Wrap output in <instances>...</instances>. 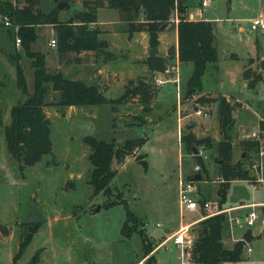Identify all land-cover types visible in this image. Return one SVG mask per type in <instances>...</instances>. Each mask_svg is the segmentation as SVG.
<instances>
[{"label": "rangeland", "instance_id": "rangeland-1", "mask_svg": "<svg viewBox=\"0 0 264 264\" xmlns=\"http://www.w3.org/2000/svg\"><path fill=\"white\" fill-rule=\"evenodd\" d=\"M83 1L38 0L36 7L39 5L38 8L45 13L56 8L59 21L66 22L75 13L83 10ZM185 1L189 3V0ZM61 2V8L58 9L57 5ZM24 4L25 0H19V6ZM259 16L264 17V0H229V2L211 0L210 6L204 11V18L213 21L218 60L207 65L202 77V86L205 91L219 90L237 97L242 102H248L250 108L244 109L243 103L229 99L233 106L234 121L237 120V126L242 124L246 131L242 134H250L258 121L255 112L264 110V73L263 79L254 88L245 86L241 78L246 63L251 70L257 72L259 67L264 66V59L259 62V57L256 58L257 54L264 57V31L250 29V20ZM115 20L117 15L114 10H100L96 19L97 22L108 23ZM101 24L100 28L106 27L105 23ZM110 25L123 28L119 23ZM165 26L164 29L167 28ZM167 30L170 32L171 26ZM35 31L37 37L32 49L46 54V66L49 72L60 71L67 78L80 79L92 84L86 80H92V73L97 69L91 65L88 54L70 52L59 58L57 44L52 48L47 46L50 37L54 36L56 39L51 27L39 25ZM15 49L22 51L20 45L15 44ZM250 57L255 58L247 62ZM20 62L28 90L31 91L33 68L28 63L31 60L23 57ZM178 68L181 94L184 95L185 87L187 88L186 81L193 65L191 62H181ZM112 69L118 72V75L114 76L118 80L119 75L134 70V64L123 58L115 63ZM260 72H263V69ZM158 76L164 78L161 72ZM134 79H140L139 81L155 88L147 74L140 73ZM0 82L2 83L0 117L3 122L2 126L0 125V224L8 228V234L0 231V264H32L34 256L36 258L33 264H141V262L180 264L178 259L180 250L170 239H167L163 229L170 228L171 224L180 221L189 222L197 218L198 214L206 215L213 210H220L225 215V223L228 224L223 225L222 234L228 246L238 231L245 232L235 240L243 239L247 232L253 236L252 231L245 228V216L250 209L246 207L231 210L229 207L264 202V182L251 188L252 182L258 184L259 179L264 178L262 170L264 134L262 133V137L258 138L261 152L252 164L253 178L250 181H232L225 200L221 201L222 197L220 198L218 194L222 181L218 173L221 160L218 158L217 150L213 149L214 135L220 136L216 130L219 131L218 100L221 95L200 94L202 89L188 95L189 101L185 102L181 115L189 114L196 106H203L210 111V117L200 120L187 116L180 120V137L190 131L194 138L198 139L191 144L192 149H187L183 143H178V118L176 113H171L173 111L169 109L176 98L175 85L171 81L164 82L157 91V97L161 102L156 99L157 89H154L155 92L150 98L152 108L146 114L142 113L143 104L139 96L129 97L122 105L109 104L111 107L85 105L60 108L55 105L58 94L50 89L44 99L47 102L44 112L50 120L52 150L35 165L20 172L17 170L16 162L7 152L3 126L10 121V107L17 101L24 100L25 95L17 89L14 66L2 49H0ZM104 84L110 86L112 83L105 81ZM123 91V84L117 82L105 95L116 99ZM169 110L170 113L167 114ZM139 115H143L145 121L140 125L137 124L140 123L137 119ZM160 115L163 116L162 119H158ZM237 129L234 123L233 139L234 134L238 132ZM131 134L146 137V140L122 163L116 161L112 163L116 175L111 182L110 193L93 196L92 188L87 183L91 169L88 161L90 150L83 142V138L86 135L98 138L115 135L117 143L120 144ZM203 139L206 141L201 143ZM239 150L236 148L235 160L240 159ZM197 154L201 156L202 164L197 163L194 157ZM141 155L145 156L146 166L140 163ZM196 166H198L197 170H195ZM197 175L200 176L199 180L195 179ZM181 179L193 180L196 183L198 193L194 196L208 200L212 206L211 210L201 213L180 211L178 183ZM33 199L37 201V210L45 220L35 223L38 226L31 241L20 258L13 261V256L26 232L21 226V221L28 213ZM113 200L116 202L125 200L136 218V222L128 221V226L125 228L130 235L121 233L126 218L124 204L117 202L113 206H107V203ZM263 204L254 207L258 213L254 225L262 223ZM228 225L235 226V232L234 227ZM196 226L197 223L188 227L187 231L193 239L196 235ZM139 230L144 231L148 240L152 239V250L146 256L142 255ZM164 240H166L165 244L161 243ZM248 247L251 248L250 252L247 251ZM263 262L262 234L260 238H255L244 245L241 260L221 264H262Z\"/></svg>", "mask_w": 264, "mask_h": 264}, {"label": "trees", "instance_id": "trees-1", "mask_svg": "<svg viewBox=\"0 0 264 264\" xmlns=\"http://www.w3.org/2000/svg\"><path fill=\"white\" fill-rule=\"evenodd\" d=\"M55 1L58 2L59 0ZM226 1L229 2V0ZM37 4L38 0H25L23 6H19V0H0V49L3 50L7 59L14 66L16 87L25 95L24 100L17 101L10 107V121L3 126L7 152L16 162L17 170L20 172L35 165L52 150L50 120L44 112V106L47 105L44 99L50 89L58 94L55 105L60 108L121 104L129 97L139 96L143 104L142 113L146 114L151 111L150 98H152L156 88L139 81L140 79H126L123 85V93L118 98L111 100L104 96L98 85L87 84L80 79L67 78L60 72H49L45 65L44 54L31 49V44L37 37L36 27L39 25H51L53 27L60 58L69 52L76 54L92 52L95 56L102 55L104 60H109L113 59L114 55L107 49V42L99 39L100 30L97 27H92L91 23L96 21L98 8H116L119 11L120 19L127 24L128 33L146 32L149 48L156 54L160 27L168 22L174 9V0H84L83 10L75 13L66 22H62L58 19L56 8L45 13L38 8L39 5L36 7ZM190 7L191 5L185 0L177 1V8L180 13V19L176 24L178 60L191 62L193 65L187 80V90H190L191 93L186 91L185 97L202 89V77L207 64L215 63L218 60V52L214 44L213 22L205 19H186V13ZM4 17L8 18L9 25L4 24ZM16 38L20 39L22 51L15 49ZM170 51L172 52L171 47L169 48ZM23 57L31 60L30 65L33 68L31 91L28 90L24 69L20 62ZM167 60L168 58L155 55L147 57L145 63L150 71L161 72L167 64ZM262 69L264 70V66ZM243 78L247 81L248 87L254 88L262 80V74L247 67L243 71ZM218 108L220 139L217 152L218 158L221 160L218 173L222 179L218 194L223 201L230 181L234 179L250 181L253 178L250 175V170H252L254 160L258 158L261 144L258 139L244 140L241 143L243 154L240 155L239 160H234L232 152V130L235 123L232 116L233 106L227 98L221 96L218 100ZM169 113L167 112V114ZM142 116L139 115L137 118L140 120L138 125L145 122ZM162 118V115L158 117V119ZM2 124L0 117V125L2 126ZM145 140L146 137L133 136L132 134L120 144L117 143L115 135H110L107 138L86 135L83 138V142L90 150L88 161L91 169L87 183L92 188L93 196L100 193H110V185L116 175L112 163L114 161L122 163ZM197 140L190 131L180 137V143H183L187 149H192L191 144ZM204 141L206 140L203 139L200 142L203 143ZM141 157L140 163L146 166L145 156L141 155ZM194 157L197 163L202 164V158L199 154L194 155ZM117 202L123 203L126 209V218L121 227V233L130 235L129 232L125 231V228L128 226V221L136 222V218L125 200ZM117 202L113 200L107 203V206H113ZM225 221V215L219 213L208 216L197 223L196 235L191 249L194 264H221L241 260L244 245L250 241L252 236L247 232L242 240L235 241L231 248H225L222 242V230ZM21 226L25 228L26 232L13 256V261L20 258L36 232L38 224L22 223ZM0 231L8 234V228L2 224H0ZM138 233L142 245V255L146 256L152 250V239L148 240L143 230H139ZM34 258L36 257L32 258V264L35 261ZM149 258L152 259L151 256Z\"/></svg>", "mask_w": 264, "mask_h": 264}, {"label": "crops", "instance_id": "crops-1", "mask_svg": "<svg viewBox=\"0 0 264 264\" xmlns=\"http://www.w3.org/2000/svg\"><path fill=\"white\" fill-rule=\"evenodd\" d=\"M198 2H199V0H189V3L188 2L187 3L189 5H191V7L188 10H193L196 7V5H198ZM100 10H114V11H116L117 20H115V21H113L111 23H108V22H97V21L91 23L92 27H97L100 30V33H99L98 37H99V39L104 40V41L107 42V45H108L107 49L112 54H114V58L113 59H109V60H104L102 55L101 56H95V54H93L92 52H83V53L88 54V56H90L89 60L91 61V65H94L96 67V69H97V71H94L92 73V75H93L92 76L93 77L92 80L91 79H87L86 81H88L89 83H92L91 85H93V84L94 85H98L100 87V89L103 91L104 96L106 98H108V99H112V98L107 97L105 95V93L115 83L120 82L121 84L124 85L126 79H134L135 76L139 75L140 73L147 74V75H149L150 79H152L154 76H158L159 72L158 71H153V72L150 71L148 69L147 64L145 63V59L147 57H151L150 54H149V49L150 48H149V42H148V34L146 32H143V31L142 32H134L132 34H129L128 31H127V24H126V22H124V21H122L120 19L119 11L116 8H108V7L98 8L97 11H96V19H97L98 12ZM259 17H262V16H259ZM262 18H264V17H262ZM205 20H207V19L205 18ZM97 23H100L99 25H102L101 23H105L106 27L105 28H100ZM112 23H116V24L119 23V24H121L123 26V28L120 29L119 26H117V27L116 26H111L110 24H112ZM164 25H166L167 28L171 26V31L169 32L167 30V28L166 29L163 28V29L159 30L157 51H156V54L153 51V56L156 55V56H159V57L168 58L167 61L169 63L170 62H174V61H178V64H179L181 62L178 60V53H177V30H176V24L171 23V22H167ZM49 26L51 27V30L54 33L53 27L51 25H49ZM261 31H264V30H261ZM51 39H55L54 36L50 37V39L47 42V46L52 48L53 46H55L57 44V42H55V45L51 46V45H49V42H50ZM214 40H215V31H214ZM55 41H56V39H55ZM162 42H163V44H162ZM32 44H31V49H32ZM170 47L172 48V53L169 52V48ZM33 51H36V50H33ZM116 51H118V53ZM38 52H41V51H38ZM170 53H171V55H170ZM79 54H81V53H79ZM44 56H45V65H46V54H44ZM257 57H259V62L264 59V57L260 56L259 54L256 55V58ZM59 58L57 59V65H58L57 68L58 69H59V64H58ZM123 58H124V60H127V61H129V62L134 64V70H132L131 72H127L125 74L119 75L118 76L119 79L117 80L116 77H114V76H117L118 72L114 71L112 69V66L115 63H117L118 61L123 60ZM251 58H255V57L248 58L247 62H249V59H251ZM28 63L30 65V62H28ZM209 64H211V63H209ZM247 67H249V65L246 63L244 65V68H243L242 73H241V78L244 81V85L245 86H247V81L243 78V71ZM46 68H47V66H46ZM261 70H262V67H259L258 73ZM260 73L262 74V79H263L264 70H263V72H260ZM134 80H136V79H134ZM105 81H110L112 84L110 86H106L104 84ZM166 82H168V81H166ZM186 84H187V81H186ZM161 85L156 87V89H157L156 90V99L159 100V101H160V99H158V97H157V95H158L157 91L159 90ZM180 88H181V85H180ZM186 91L188 93V92H190V90H187V88L185 87V91L183 93L184 94L183 95L184 100L181 103L182 104L181 105V109L182 110H184V108H185V102L188 103V101H189V98L185 97V92ZM204 93H215L216 96L221 95V96L227 98L228 100L230 99V100H233L235 102L243 103L242 104V108H244V109H246V107L250 108V105L248 104V102L244 101L245 102L244 103L241 100H239L237 97H235L233 95H229V94L223 93V92H221L219 90L205 91L203 86H202V91H201L200 94H204ZM122 104H124V103H121V105ZM107 106L111 107V105H109V104H107ZM169 109H171V111H173L171 113H176L177 118H179V115H181V113H179V109H178L177 103H176V98H175V102L171 103ZM168 112H170V110ZM255 114H256V118L258 119V121H257L256 127L250 131V134H242V132H246L245 129H244V126L242 124H238V126H237V120L235 121V126L238 128L237 129L238 132L234 134V139L232 140L233 159H234V153L236 152V148L240 149L239 150L240 155L243 154L242 148H241V143L244 140H247L248 136H251L252 132L256 131V132L259 133V134L257 133V135H258L257 138L255 137L253 139H258L259 136L262 137V135H261L262 133L264 134V110H262L261 112H255ZM193 117H192L193 119L206 120V119H208L210 117V111L208 110V115L206 117H195V116H193ZM182 119H185V117H182ZM217 123H218V121H217ZM218 127H219V125H218ZM216 131L219 133L218 130H216ZM214 138H215V141H213V143H214L213 144V149L218 151V141L220 139V136L217 134V135H214L213 139ZM250 139H252V138H250ZM179 142H180V140L178 139V143ZM200 155H201V152H200ZM262 170L264 172V165L262 167ZM252 172L253 171L250 170V175L251 176H252ZM234 180H242V179H234ZM234 180H232V181H234ZM232 181H230V183ZM263 182H264V178H263V180L259 181L258 184H256V185L258 186L259 184H262ZM254 203L257 206V205H260V204H262L264 202H262V203L254 202ZM248 204L249 203L239 204V205L231 206L229 208H231V210L242 209V208H246V205H248ZM262 209H264V206H262ZM263 212H264V210H263ZM198 213H201V212H198ZM244 213H246V211ZM198 215L199 216L197 218H195V219H193V220H191L189 222L183 223V222L180 221L177 224H171L170 228L169 227L164 228L163 232L166 235L167 239L169 238V234H171L172 232L177 231L181 226L190 227V226L195 225L196 223H198L201 220L200 219V217H201L200 214H198ZM225 224H228V223H224V225ZM231 226H233V225H230L229 227H231ZM233 227H234V232H235V230H236L235 228L236 227L235 226H233ZM249 229L252 231V235L253 236L250 239V241H248L247 243L252 242L255 238H260L262 236V234L264 236V217L262 219V223H260L258 225H254L253 227H251ZM256 229H259V230H258V232L256 234H254L253 231L256 230ZM244 232H245L244 230L242 232L238 231L239 234L237 233V235L233 238V241L231 242V244L229 246L226 243L227 240L225 239V236H223V234H222V242H223L224 247L225 248H231L233 246V244L235 243V241H237V240H235L236 237L242 236V234ZM166 240H164L161 243L165 244ZM153 242H155V241H153ZM262 264H264V262Z\"/></svg>", "mask_w": 264, "mask_h": 264}, {"label": "built area", "instance_id": "built-area-1", "mask_svg": "<svg viewBox=\"0 0 264 264\" xmlns=\"http://www.w3.org/2000/svg\"><path fill=\"white\" fill-rule=\"evenodd\" d=\"M177 1L174 0V9L171 12L168 22L177 24L180 19V13L177 8ZM211 0H199L198 5L193 10H188L186 13V19L188 20H199V19H205L204 18V10L210 6ZM4 24L9 25L8 18L4 17ZM250 29L251 30H264V18L262 17H256L250 20ZM55 39H51L49 42V45L53 46L55 45ZM16 46L20 45V39L16 38L15 40ZM164 78L160 76H154L152 78V84L155 87L160 86L166 81H171L175 85L176 89V103L177 107L179 109V113H181V103L183 102L184 98L181 94V88H180V79H179V68H178V61L170 62L165 65L163 70L161 71ZM208 115V109L204 108L203 106H196L192 112L186 115H179L178 118V137L180 139V120L182 117L187 116H195V117H206ZM252 138H255L257 136L256 132L251 133ZM261 152V150H260ZM198 169V166L195 167V170ZM262 179H259L261 181ZM178 202L180 211L183 212L184 210L189 212H201V211H209L211 210L212 206L211 203L202 198H196L194 195L198 193V188L196 186V183L193 180L189 179H181L178 183ZM257 185L255 182L251 183V188H255ZM250 210L245 216V228L249 229L254 226V223L258 219V213L254 210V207H256L255 203H250L246 205ZM221 213L220 210H213L210 211V213L206 215H201L200 219H204L208 216L216 215ZM239 227H242V225H239ZM243 228V227H242ZM188 226H181L177 231L172 233L168 239H170L174 245H176L179 250V263L180 264H194L192 257H191V249L193 244V238L187 233ZM239 240H242L240 238ZM247 251L250 252L251 248L248 247ZM143 264V262H141Z\"/></svg>", "mask_w": 264, "mask_h": 264}, {"label": "water", "instance_id": "water-1", "mask_svg": "<svg viewBox=\"0 0 264 264\" xmlns=\"http://www.w3.org/2000/svg\"><path fill=\"white\" fill-rule=\"evenodd\" d=\"M61 3H58L57 5V8L60 9L61 8ZM164 28V25H162L160 27V29H163ZM149 54L150 56L152 57L153 56V50L149 49ZM189 93V92H188ZM197 153V152H195ZM196 180H199L200 179V176L197 175L195 177ZM45 220L44 217H42L40 215V213L38 212L37 210V201L35 199L32 200V204H31V207L28 211V213L25 215V217L23 218V220L21 221L23 224H32V223H39L41 221ZM259 229H256L253 231L254 234H256L258 232Z\"/></svg>", "mask_w": 264, "mask_h": 264}]
</instances>
